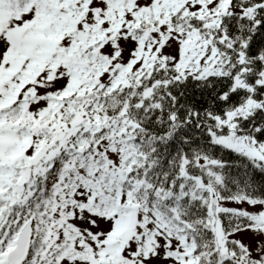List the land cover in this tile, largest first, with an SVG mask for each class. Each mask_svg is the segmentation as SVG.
Returning a JSON list of instances; mask_svg holds the SVG:
<instances>
[{
  "label": "snow or ice",
  "instance_id": "snow-or-ice-1",
  "mask_svg": "<svg viewBox=\"0 0 264 264\" xmlns=\"http://www.w3.org/2000/svg\"><path fill=\"white\" fill-rule=\"evenodd\" d=\"M0 264H264V0H0Z\"/></svg>",
  "mask_w": 264,
  "mask_h": 264
}]
</instances>
